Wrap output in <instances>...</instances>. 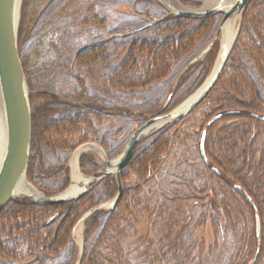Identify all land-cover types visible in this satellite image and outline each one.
<instances>
[{
    "label": "trees",
    "instance_id": "trees-1",
    "mask_svg": "<svg viewBox=\"0 0 264 264\" xmlns=\"http://www.w3.org/2000/svg\"><path fill=\"white\" fill-rule=\"evenodd\" d=\"M114 2L51 0L30 26L20 27L32 106L27 178L47 197L69 187V163L80 146L96 143L109 159L118 157L169 96L165 113L191 96L215 64L218 42L205 61L189 67L214 40L222 14L197 20L164 12L137 28L131 22L111 27L100 9ZM151 5L137 0L135 6L149 15ZM77 29L83 37H75ZM255 116L264 117V0L245 8L208 96L181 121L138 143L122 171L124 192L116 208L85 222L81 264H263L264 121ZM80 170L94 176L102 168L87 155ZM117 194V180L109 176L75 202L9 203L0 212V264H77L76 226ZM207 221L214 237L209 249L197 242ZM140 222L147 226L144 235Z\"/></svg>",
    "mask_w": 264,
    "mask_h": 264
},
{
    "label": "water",
    "instance_id": "water-1",
    "mask_svg": "<svg viewBox=\"0 0 264 264\" xmlns=\"http://www.w3.org/2000/svg\"><path fill=\"white\" fill-rule=\"evenodd\" d=\"M159 1L165 7L168 14L176 18L199 20L218 14L223 15V19L214 40L189 66L191 67L195 63L205 61L216 46L217 42H219V52L209 77L204 84L181 105L171 112L164 114V111L167 109L172 99V96H170L159 114L151 116L147 122L135 130L128 139L125 149L118 158L110 160L104 150L93 143H88L78 148L77 151L88 146L99 147L103 152V165H101L103 170L94 176L89 177L84 176L80 171L86 182L83 188L71 197H67L66 194L72 186V178L71 185L63 193L54 197H47L29 183L27 179L32 144V108L30 104L29 90L19 55L20 15L23 0H0V100L6 124V147L2 162L0 163V212L11 202L23 203V200H21L20 197L28 196L20 193V186L23 182H26L30 188L40 195L39 200H34L28 196L30 197V203L59 205L79 200L90 190V187L93 184L99 183L101 180L109 176L116 177L119 190L117 196L112 201L90 210L82 218L80 224L83 225L84 222L96 212L102 210H114L120 202L124 192L121 178L122 171L130 163L138 143L143 138L160 130L164 126L181 121L208 96L223 72L224 66L239 33L243 12L251 0H217L216 5L209 8L206 7L208 0L194 1L195 3L201 4V7L199 8L185 6L178 0L176 1L182 5V8L171 6L167 0ZM233 17H236L237 21H239L238 27L231 46L225 48L223 46L224 27ZM156 23L158 22L155 21L153 24L145 26L137 31H143ZM135 32L125 35H130ZM255 117L264 121V117ZM217 119H219V117L211 120L209 124L211 125ZM206 135L207 132L205 131L201 141V154L205 161ZM83 156L84 155H82V157ZM237 189L251 204H253L251 198L241 187H237ZM256 230L257 235H259L260 220L258 217H256ZM82 255L83 248H81L80 259L77 264H81Z\"/></svg>",
    "mask_w": 264,
    "mask_h": 264
},
{
    "label": "rangeland",
    "instance_id": "rangeland-1",
    "mask_svg": "<svg viewBox=\"0 0 264 264\" xmlns=\"http://www.w3.org/2000/svg\"><path fill=\"white\" fill-rule=\"evenodd\" d=\"M150 1L152 2L151 5L152 8L151 9L149 8L150 9L149 11H151V14L149 15H145L141 11V6L138 7L135 6L137 4V0L134 1L115 0L113 4H110L106 7H102L100 9V12L108 20L109 25L111 27H116L122 22H131L134 24L132 28H137L141 26L145 21H148L149 19H153V18H158L160 15L164 14V12H167L165 7L162 5V3L159 0H150ZM50 2L51 0H23L21 15H20L21 17L20 27L23 24L25 25V27L30 26L32 22L39 17V15L43 12V10L47 7V5ZM179 2L183 5L190 7L189 3L182 2V0H179ZM238 22L239 21H237L236 29L238 27ZM80 34H82L83 37V34L85 33L83 30L77 29L75 31V37L76 35H80ZM209 75L206 77V79L209 77ZM89 156L93 157L96 161H98L101 165H103V157L99 155L97 152L90 153ZM211 197H212L211 199L215 203V207H214L215 214L218 215V218L221 220L222 216L220 215L219 202H218L219 198L217 197V194L215 192L211 195ZM138 231L140 235L146 234L147 226L143 222H140L138 225ZM82 239L83 236L81 232L79 234L75 233L74 240L78 244V247L80 248L82 245ZM197 242L200 245V247H205V249H209L210 247H212V244L214 243V237H213V230L211 227V223L209 221L205 223L203 229H201L200 232L198 233ZM263 264H264V260H263Z\"/></svg>",
    "mask_w": 264,
    "mask_h": 264
},
{
    "label": "bare ground",
    "instance_id": "bare-ground-1",
    "mask_svg": "<svg viewBox=\"0 0 264 264\" xmlns=\"http://www.w3.org/2000/svg\"><path fill=\"white\" fill-rule=\"evenodd\" d=\"M168 3L176 8H182V5L178 3L176 0H167ZM217 3V0H208L206 3V7H213ZM236 24H237V18L233 17L224 27V38H223V46L225 48H229L232 44V41L234 40L235 34H236ZM5 147H6V124L3 114V108L1 105L0 100V163L2 162L4 153H5ZM97 152L99 155L103 156L102 150L97 146H88L84 147L82 150H79L75 153L73 159H72V186L68 193L66 194L67 197H71L75 194H77L84 186L86 180L81 175L78 163L81 159L82 155L90 154ZM20 193L26 194L30 196L34 200H39L40 195L30 188L26 182H23L20 186ZM81 232V226L78 228L77 233L79 234Z\"/></svg>",
    "mask_w": 264,
    "mask_h": 264
}]
</instances>
